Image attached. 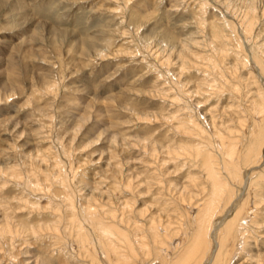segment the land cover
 I'll list each match as a JSON object with an SVG mask.
<instances>
[{"label":"rangeland","instance_id":"374dc122","mask_svg":"<svg viewBox=\"0 0 264 264\" xmlns=\"http://www.w3.org/2000/svg\"><path fill=\"white\" fill-rule=\"evenodd\" d=\"M263 69L264 0H0V264H166L206 159L202 264H264Z\"/></svg>","mask_w":264,"mask_h":264},{"label":"bare ground","instance_id":"6f19581e","mask_svg":"<svg viewBox=\"0 0 264 264\" xmlns=\"http://www.w3.org/2000/svg\"><path fill=\"white\" fill-rule=\"evenodd\" d=\"M246 13H244L243 18L241 20V22L244 24L245 28H250L253 25V12H254V8L251 4H247L246 6ZM249 35V34H248ZM247 36V35H246ZM163 47V46H162ZM170 49V48H169ZM162 50V49H161ZM263 60V59H262ZM264 70V69H263ZM257 108V107H256ZM259 110L262 111V115H263V111H264V105L259 107ZM252 111V110H251ZM256 112V111H255ZM258 112V111H257ZM254 113V112H253ZM253 119V118H252ZM255 119V118H254ZM257 120V119H256ZM252 130V129H250ZM260 130V129H259ZM264 130V129H263ZM259 132V131H258ZM255 133V132H254ZM253 135V134H252ZM256 135V134H255ZM252 138V137H251ZM255 140V139H254ZM231 141V140H229ZM227 140V142H229ZM253 144V143H252ZM234 145H236L234 143ZM249 145V144H248ZM253 146V145H252ZM239 148V147H238ZM259 148V147H258ZM263 148V147H262ZM225 153L226 158L229 162L234 161L235 157L237 156L236 153V148H233L231 146H228L226 144L225 148ZM247 150V149H246ZM245 151V150H244ZM256 151V150H255ZM254 151V152H255ZM196 152V151H195ZM240 152V151H239ZM245 153V152H242ZM250 154V153H249ZM258 154V153H257ZM255 154V155H257ZM198 155V154H197ZM224 155V154H223ZM240 156V155H239ZM254 156V155H252ZM204 158V157H203ZM258 158V157H257ZM250 160V158H249ZM245 161V160H244ZM205 166L207 169V175L208 178L211 180L212 182V188H211V192H210V200H207L205 202V204H201V206L199 208H197L198 210H196V212L191 211L192 208H190V210H188V213L186 215V221L184 224L181 225V229L179 230L180 232V240L179 243L182 244L181 249L179 251V253L177 254L176 257H174L173 259V247H170L169 242L167 241L166 237H168V234L165 232V237H164V247H162V252L160 253V256L162 259H164L167 263L169 262V264H202L203 261H205L207 259L208 253H209V248H210V241L207 239L208 238V233H209V227H210V223L211 220L213 219V215L214 213H218L220 212V210H222L225 205H223V197L226 196V189H227V183L223 180V178L220 177V175H218V173L216 171H214V168H212L211 163L209 162V159L205 160ZM234 168V167H233ZM231 169V168H230ZM205 170V169H204ZM231 171V170H230ZM233 171V170H232ZM221 174V173H220ZM232 174V173H231ZM226 176V175H225ZM228 176V175H227ZM230 177V176H229ZM239 178V177H238ZM237 178V179H238ZM227 179V178H226ZM231 179V178H230ZM229 179V180H230ZM209 180V181H210ZM228 180V179H227ZM235 181V178L233 179ZM230 184V183H229ZM264 200V199H263ZM231 202V201H230ZM230 205V204H229ZM255 211V210H254ZM254 211L250 212V215H253ZM246 213V210H245ZM248 213V212H247ZM184 214V213H183ZM248 217V216H247ZM244 218V217H243ZM237 220V219H236ZM213 221V220H212ZM237 223V222H236ZM245 223V222H244ZM228 225H230L228 223ZM233 227V226H232ZM162 228V227H161ZM166 228V227H165ZM228 230L224 229L223 231L220 232V239H219V243H218V251H221V247H222V243H224V245H226V240L230 239V240H239V245H242L243 240L239 239L243 238L244 239V234L243 231H238L237 229L232 228L230 229L227 228ZM235 229V230H234ZM160 230V229H159ZM166 230V229H165ZM164 230V231H165ZM103 231V229H102ZM163 231V232H164ZM169 231V230H168ZM212 231V229H211ZM151 232V231H150ZM95 233V232H94ZM114 233V232H113ZM156 234V233H154ZM159 234V233H158ZM175 234V233H174ZM102 235V234H100ZM114 235H117L120 237V234L116 233ZM163 235V234H162ZM104 236V235H102ZM124 235H121V237ZM173 236V235H172ZM101 238V237H100ZM110 238V237H109ZM118 238V237H117ZM132 238V237H131ZM179 238V237H178ZM152 240V239H151ZM166 241V242H165ZM231 241V243H232ZM123 243H126L128 246L129 244L127 242L124 241V239L122 240ZM157 242V241H156ZM173 243V242H172ZM175 243V242H174ZM167 246H169L167 248ZM227 246V245H226ZM243 246V245H242ZM140 249L142 251H146L148 252V254L150 253V247L146 244H142L139 246ZM236 247H237V243H236ZM115 248V247H114ZM137 248V247H136ZM232 248V247H231ZM242 248V247H241ZM240 248V250H241ZM107 249V248H106ZM119 249V248H118ZM161 249V248H160ZM179 249V248H178ZM177 249V250H178ZM111 250V249H110ZM109 250V251H110ZM115 250V249H113ZM139 250V249H138ZM234 250V249H232ZM140 251V253L142 252ZM160 251V250H159ZM218 251L216 252V254L214 255V263L216 262L217 257H218ZM230 251V250H229ZM115 252V251H113ZM130 252V251H129ZM128 252V253H129ZM131 253V252H130ZM145 253V252H144ZM143 253V254H144ZM226 253L227 250L225 247L222 248V253L220 257L223 258H227L226 257ZM126 254V253H125ZM109 255V254H108ZM132 256H134L131 253ZM236 255V254H234ZM119 256V253H118ZM124 256V255H122ZM158 256V257H160ZM232 256V255H231ZM121 257V256H120ZM118 257V258H120ZM156 257V256H155ZM229 257V256H228ZM235 257V256H234ZM129 258V257H128ZM127 258V259H128ZM134 258V257H133ZM132 258V259H133ZM126 259V258H125ZM173 259V260H172ZM231 259V258H230ZM119 260V259H118ZM121 262L122 259L120 258ZM156 260V259H155ZM226 261V260H225ZM224 261V262H225ZM230 261V260H229ZM112 262V261H111ZM118 262V261H116ZM120 262V264H121ZM212 262V261H211ZM227 262V261H226ZM139 263V262H138ZM166 263V264H167ZM123 264H128L127 260H125V262Z\"/></svg>","mask_w":264,"mask_h":264}]
</instances>
